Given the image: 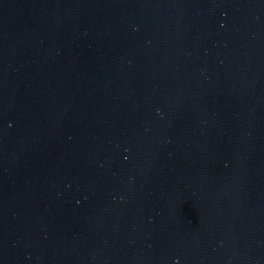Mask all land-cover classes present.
<instances>
[{
    "label": "water",
    "instance_id": "1",
    "mask_svg": "<svg viewBox=\"0 0 264 264\" xmlns=\"http://www.w3.org/2000/svg\"><path fill=\"white\" fill-rule=\"evenodd\" d=\"M0 264H264V0H0Z\"/></svg>",
    "mask_w": 264,
    "mask_h": 264
}]
</instances>
